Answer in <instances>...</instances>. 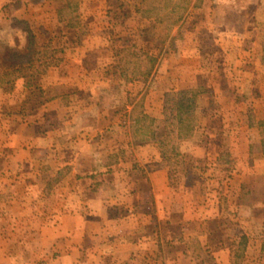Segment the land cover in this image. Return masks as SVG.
<instances>
[{
  "label": "rangeland",
  "instance_id": "374dc122",
  "mask_svg": "<svg viewBox=\"0 0 264 264\" xmlns=\"http://www.w3.org/2000/svg\"><path fill=\"white\" fill-rule=\"evenodd\" d=\"M162 1L72 0L75 8L61 10L58 7L65 4L61 0H14L0 8V45L24 46L26 34L19 19L27 21L39 37L38 44L43 42L42 30L60 31L51 44L64 47L62 53H56L61 56L60 73L68 68V76L61 80L68 83L64 89L73 101L90 98L84 110L94 113L87 122L97 130L114 123L111 136L102 131L98 157L104 158V145L121 140L122 132L129 134L133 145L154 143L161 163L168 166L176 203L181 206L183 202L187 209L184 218L210 216L207 262L264 264V253H260L264 241V0H199L171 27L141 16V9ZM159 47L160 56L143 78L142 72L150 64L143 52H157ZM121 66L126 69L124 75ZM15 80L6 83L0 79L1 142L3 131L7 133L11 127L9 122L4 126V117L8 118L26 96L21 81L15 84ZM41 81L59 82L57 72H46ZM188 88L191 92L186 96L192 97L194 104V127L180 135L171 134L162 148L166 153L161 155L155 126L158 131L162 128L159 120L171 111L168 104L175 100L176 91ZM152 102L161 105L160 113L144 112L154 106ZM73 105L71 110H76L77 104ZM71 119L86 122L72 114ZM71 124L67 139L74 130L75 123ZM70 143L66 152H61L67 161L73 155ZM173 146L178 154L172 152ZM1 151L0 235L5 243L0 264L51 261L57 253L48 225L57 220L48 217L57 214L47 211L52 200L41 198L35 186L26 191L23 185L4 183L6 157ZM131 154V159L137 158L133 151ZM124 156L108 154L104 160L113 162ZM50 186L55 191L59 188L56 181ZM8 214L14 218L9 225ZM172 220L176 225L180 214ZM160 228L165 233L166 226ZM173 231L180 234L178 227ZM176 247L184 248L168 246L167 256L174 255ZM189 250L200 258L206 256L196 244ZM211 252L217 253L215 261ZM174 263L189 264L180 258Z\"/></svg>",
  "mask_w": 264,
  "mask_h": 264
},
{
  "label": "crops",
  "instance_id": "0c3cea01",
  "mask_svg": "<svg viewBox=\"0 0 264 264\" xmlns=\"http://www.w3.org/2000/svg\"><path fill=\"white\" fill-rule=\"evenodd\" d=\"M11 1L14 0H0V8L11 5ZM59 69V66H50L46 72L55 70L59 80L56 82L66 87L68 83L61 80L68 76V68L62 73ZM18 81H21L24 94L28 95L31 90L25 85L26 79L17 78L15 84ZM49 84L42 83L43 87ZM64 92L65 95L61 93L47 102V114L38 113L34 119L35 115L20 117L10 111L8 118L4 117V126L8 127V122L9 126H14L8 134L4 130L3 141L0 140V150L6 157L3 182L23 185L26 191L29 186L37 187L42 193L41 198L52 200L47 211L57 213L48 215L57 219L48 223L51 226L50 241L57 242V253L51 261L41 264H175L179 258L189 264H209L210 216L184 218L187 209L182 207L183 202L181 206L176 203L177 193L170 183L168 166L161 163L155 144L133 145L129 134L122 132L121 140L104 145L107 154L101 159L97 154L102 152L103 146H99L100 136L104 130L111 136L114 123L97 130L87 122L94 113L84 110L90 104V98L73 101L71 93L66 89ZM73 104H77L76 110H71ZM152 104L154 106L147 107L144 112L160 113L161 105ZM48 114H52L53 119L47 117ZM71 114L78 121L86 118V122H75ZM2 118L0 114L1 122ZM71 123H75L74 130L67 139L66 131ZM68 142H71L69 147L73 153L69 161L61 156V152L68 149ZM132 151L137 158H130ZM108 154L126 156L108 162L104 160ZM51 181L57 182L59 188L56 191L55 187L51 188ZM104 183L109 184L105 186L107 189L98 187ZM71 198L73 201L69 200ZM175 214L181 217L176 225L172 220ZM5 216H8L9 225L14 218L12 214ZM161 226H166L165 233ZM177 227L179 235L173 231ZM4 240L0 235V251ZM194 244L206 256L200 258V254L189 250ZM172 245H183L184 248L176 247L174 255L167 256L165 249ZM31 255L30 259L33 258ZM216 255L211 252L214 261Z\"/></svg>",
  "mask_w": 264,
  "mask_h": 264
},
{
  "label": "trees",
  "instance_id": "16d2710c",
  "mask_svg": "<svg viewBox=\"0 0 264 264\" xmlns=\"http://www.w3.org/2000/svg\"><path fill=\"white\" fill-rule=\"evenodd\" d=\"M65 4L60 5L59 9L75 8L76 3L72 0H61ZM199 0H163L160 5H149L141 9V16L147 20L153 22H165L168 26H174L183 19L190 5H198ZM18 24L22 26V30L26 34V42L22 48H13L8 45H0V79L6 83H9L17 78H25V85L28 89L34 88L30 93L15 106L11 112L25 117L29 115H35L38 113L47 114V102L54 96L65 95L64 86L62 84H49L43 87L41 77L46 73L50 66H58L61 60V56L56 53H62L64 47H54L51 43L60 31H48L42 30L43 42L38 44L39 37L31 29L26 20H17ZM60 30V28H58ZM66 47V46H65ZM161 47L157 48V52H151L149 49L145 54L149 66L142 72L143 78H147L153 65L156 63L158 57L161 54ZM156 51V50H155ZM119 63V62H118ZM125 67L121 66V75L125 74ZM36 90V91H35ZM67 90V89H66ZM64 92V93H63ZM191 92V89H182L176 91V98L171 103L170 112L165 114L164 117L159 120L162 123V128L158 131L155 126L156 135L155 141L159 143L161 149V155H165L163 147L165 140L173 133L180 135L183 130H188L194 127L193 119V98L186 96ZM194 94V93H191ZM170 100V99H169ZM126 102L122 103L125 106ZM145 118H148L151 122H155L156 119L149 115L144 114ZM12 124L13 121H10ZM14 124L8 130L13 128ZM172 152L178 154V150L175 146L172 147ZM168 159V156H165ZM260 253H264V242L260 245ZM264 258V255H262Z\"/></svg>",
  "mask_w": 264,
  "mask_h": 264
}]
</instances>
